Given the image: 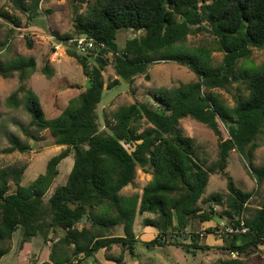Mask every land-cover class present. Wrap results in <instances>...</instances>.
<instances>
[{"label":"trees","instance_id":"16d2710c","mask_svg":"<svg viewBox=\"0 0 264 264\" xmlns=\"http://www.w3.org/2000/svg\"><path fill=\"white\" fill-rule=\"evenodd\" d=\"M6 1L31 20L42 0ZM67 2L72 29L54 36L69 40L87 35L104 46L87 53L67 50L80 64L88 84L58 114L47 117L38 96L27 86V79L37 70L33 56L0 61V74L9 77L16 72L18 80L4 104L14 108L23 104L30 115L28 123L21 125L23 132L29 135L33 126L46 132L47 144L62 146L47 160L44 171L26 185L22 184L25 165L0 166V261L19 230L20 246L36 236L50 242L49 259L39 264H82L84 258L114 244L120 246V254L105 255L106 259L125 264L124 252L135 256L138 242L145 247L172 245L192 255L215 249L221 254L217 264H246L251 252L264 244V200L251 211L252 191L237 186L227 166L230 151L235 150L248 164L256 184L264 179V168L252 164L264 131V60L249 62L252 49L264 47V0ZM20 14L0 9L9 24L0 48L23 27ZM120 30L134 33L122 46L117 41ZM197 32L211 34L212 43L188 46V35ZM215 50L223 52L218 64L212 63ZM162 61L188 67L196 80L159 87L145 99L121 104L109 114L98 112L104 88L117 86L120 78L131 85L138 75L149 77L148 68ZM109 65L116 77L105 87L103 72ZM40 71L48 77L53 72L48 65ZM214 88L232 93L234 104H227ZM100 115L108 130L100 129ZM186 117L217 136L216 160L209 161L194 138L183 132L180 122ZM8 140L11 145L5 152H24L28 147L13 133ZM68 156L73 164L66 180L50 190L59 163ZM138 167L151 178L140 193H121L134 181ZM214 173L226 178L227 189L204 199ZM145 213L149 216L144 217V225L156 233L143 241L136 236L134 223L137 214ZM210 220L216 225L224 221L223 230L216 225L195 226ZM243 226L246 230H239ZM116 228L121 233L115 234ZM60 229L64 234L55 237ZM218 231L221 244L204 242L206 234Z\"/></svg>","mask_w":264,"mask_h":264},{"label":"rangeland","instance_id":"374dc122","mask_svg":"<svg viewBox=\"0 0 264 264\" xmlns=\"http://www.w3.org/2000/svg\"><path fill=\"white\" fill-rule=\"evenodd\" d=\"M6 9L11 13L20 14L6 0H0V9ZM40 10L34 18L28 20L26 15L20 14L22 17V28H17L9 38L8 45L0 48V61L15 58L16 56H33L36 61V72H34L26 81L27 86L31 87L43 104V108L47 117L58 114L65 106L70 97L77 95L88 84L87 77L83 74L80 64L67 54L68 49L75 50L73 43L69 40H60L54 36V33L63 34L72 29L71 8L67 0H42ZM49 11V12H48ZM0 39L6 33L9 24L0 16ZM131 30H120L117 32V41L120 46L124 41L133 36ZM31 45H28V42ZM188 46L195 47L200 44L212 43V36L208 32H197L188 35L186 41ZM59 46H56L58 45ZM223 52L215 50L212 52V63L221 62ZM264 60V47L253 48L249 57V62L259 64ZM242 64V63H240ZM48 65L53 72L50 77L40 71L42 67ZM149 77L145 75L136 76L130 85L126 80L120 78V83L111 88H104L101 101L97 110L99 113L105 111L109 114L110 110L124 103L133 102L136 99H145L150 96L149 93L162 86H172L180 83H186L196 80V75L186 66L180 65L173 61H162L152 64L147 71ZM105 81L104 86L107 87L111 78L116 77L111 66L103 72ZM18 80L16 72L13 76L4 77L0 74V166L3 167H20L25 165L22 174V184L30 183L36 176L45 169L47 160L54 154H57L62 146L52 145L48 143L46 132H38L35 127H30V136L25 134L21 125H26L30 119L25 106L8 107L4 104L7 95L16 89ZM134 93L132 94L131 89ZM219 92L224 101L233 105L234 100L232 93L222 88H214ZM19 122L20 125L14 122ZM100 129H107L103 118L100 115ZM183 132L191 135L199 150L203 152L209 161L216 160L218 157V140L213 131L204 124L195 119L186 117L180 122ZM147 123L142 121V126ZM15 134L20 139L28 142L26 151L5 152L4 148L11 145L8 140L9 134ZM37 136V138H33ZM258 141L260 145L253 152L252 164L254 167L264 168V131L259 134ZM73 164V158L68 156L61 160L58 165L59 173L56 176L52 187L66 180L67 174ZM227 170L233 177L237 186L245 191H252V196L248 205L251 211L258 207L264 200V179L260 185L256 184L255 178L250 173V168L246 164L239 152L232 150L228 156ZM151 178V175L141 168H137L134 181L121 190L123 194H131L133 192H141L143 186ZM12 185V184H11ZM226 178L219 173L211 174L206 185L202 198H207L213 192L226 190ZM148 214H137L134 223V232L138 239L149 240L156 231L151 226H145L144 217ZM216 221L210 220L203 223H195L196 228L205 229L215 226ZM224 221H220L216 227L223 230ZM114 233H121L116 228ZM218 234L208 233L203 238L204 242L209 245L221 244ZM64 234V230L60 229L55 237ZM21 232L17 230L9 250L5 253L0 264H39L49 259L51 250L50 242H46L40 236L33 237L29 242L19 245ZM56 239V238H55ZM68 249V248H67ZM69 250V249H68ZM136 255L131 256L128 252H124L125 264H217L218 258L221 256L218 250L211 249L206 251H197L195 255L185 253L181 248L172 245L145 247L141 242L136 244ZM121 252L119 245L114 244L111 249L98 250L94 256L83 259L82 264H115L113 260L106 259L105 255L117 256ZM264 244L260 245L258 250L251 252L247 258L246 264H264Z\"/></svg>","mask_w":264,"mask_h":264},{"label":"built area","instance_id":"2783aa9c","mask_svg":"<svg viewBox=\"0 0 264 264\" xmlns=\"http://www.w3.org/2000/svg\"><path fill=\"white\" fill-rule=\"evenodd\" d=\"M69 41L73 43L76 51L79 53H87L92 49H97L100 48L101 46H104V43L102 41H99L95 37H91L87 35L75 36L69 39ZM56 46H59V44ZM229 230L231 231L232 228H229ZM239 230L244 231L246 230V227L243 226Z\"/></svg>","mask_w":264,"mask_h":264}]
</instances>
